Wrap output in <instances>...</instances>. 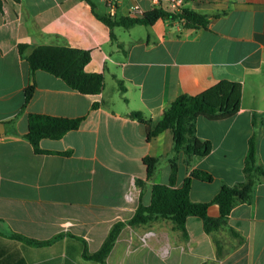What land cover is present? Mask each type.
<instances>
[{
	"label": "crops",
	"instance_id": "crops-1",
	"mask_svg": "<svg viewBox=\"0 0 264 264\" xmlns=\"http://www.w3.org/2000/svg\"><path fill=\"white\" fill-rule=\"evenodd\" d=\"M155 0H0V264H264V178L252 200L236 205L228 225L208 234L199 217L187 219V237L169 219L126 224L105 263L88 260L117 222H127L140 204L149 206L155 184L170 185L174 139L171 130L151 141L148 126L130 117L139 111L156 126L181 95H198L221 80L242 85L240 110L223 120H196L197 136L212 151L195 156L190 169L179 155L175 188L194 169L213 175L194 180L193 202L212 201L223 184L244 181L249 140L255 134L256 162L264 168V0H184L181 9L206 14V28L178 21L110 27L101 17H135ZM170 11V10H169ZM65 45L85 50L89 73L104 87L83 94L46 71L33 74L19 44ZM94 104L98 106L94 107ZM30 114L82 118L60 139L40 141L36 153L27 139ZM68 152L64 155L62 153ZM159 159L147 177L144 158ZM209 215L220 216L218 205ZM37 240L59 236L50 245L31 246L10 237ZM224 250L217 256L215 241Z\"/></svg>",
	"mask_w": 264,
	"mask_h": 264
},
{
	"label": "trees",
	"instance_id": "trees-1",
	"mask_svg": "<svg viewBox=\"0 0 264 264\" xmlns=\"http://www.w3.org/2000/svg\"><path fill=\"white\" fill-rule=\"evenodd\" d=\"M101 19L110 27L115 25L129 28L131 26L153 25L160 20L169 19L178 21L183 28H206L210 18L206 14L199 13L188 8L178 12H172L163 8H154L135 17H122L113 19L103 16ZM20 54L26 58L30 65L31 84L25 90V102L28 103L35 93L33 74L37 70L46 71L63 79L73 90L83 94H98L104 87V78L100 73H89L85 70L90 61L89 52L65 45H40L33 49L27 44H19ZM242 85L238 82L221 80L198 95H181L177 97L166 109L163 119L154 127L152 122L142 112L134 111L130 117L148 126L147 138L149 141L157 137L162 131L171 130L173 133V155L170 158L171 176L170 185L155 184L152 191V202L149 206L142 204L137 208L134 216L127 222L115 223L101 248L95 253L84 252L88 260L105 263L118 235L126 224H146L155 219L163 218L171 220L176 229L182 231L187 237L186 222L191 216L199 217L204 224V230L208 234L226 228L229 233L243 241L240 234L228 225V218L232 209L241 203L252 200L253 193L259 176L264 178V168L256 162L255 134L249 140V148L244 163L243 182L230 186L223 184L220 191L210 202L197 203L190 198V190L194 180L212 182L211 173L194 169L184 179L181 187L175 188L179 166V155H184L187 168L192 166L195 156L203 157L212 151V143L197 136L196 120L204 116L209 120H223L234 116L241 107ZM98 104H94V107ZM82 118H63L42 114H30L28 118L27 139L33 145L36 153H44L40 148V141L45 138L60 139L67 132L80 127ZM64 155L68 152L62 153ZM159 159L153 156L144 158L147 168V177L151 178L157 168ZM216 204L220 210L217 218L209 215V207ZM1 235V232H0ZM10 237L22 241L31 246L50 245L59 236L48 240H37L27 236L11 233ZM217 256L223 255L224 246L221 241H215Z\"/></svg>",
	"mask_w": 264,
	"mask_h": 264
},
{
	"label": "built area",
	"instance_id": "built-area-1",
	"mask_svg": "<svg viewBox=\"0 0 264 264\" xmlns=\"http://www.w3.org/2000/svg\"><path fill=\"white\" fill-rule=\"evenodd\" d=\"M156 2L158 3H161V2H165L167 3V7L169 8L170 11L172 12H178L181 10L182 6H183V3H184V0H155ZM107 2L109 3V5L112 6L114 0H107ZM141 10L139 7L135 6L133 11H132V15H139L141 14Z\"/></svg>",
	"mask_w": 264,
	"mask_h": 264
}]
</instances>
